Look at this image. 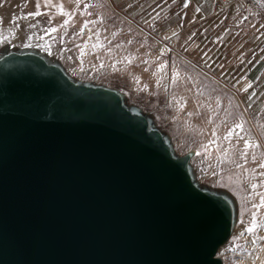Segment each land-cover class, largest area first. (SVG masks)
Here are the masks:
<instances>
[{
  "label": "water",
  "instance_id": "1",
  "mask_svg": "<svg viewBox=\"0 0 264 264\" xmlns=\"http://www.w3.org/2000/svg\"><path fill=\"white\" fill-rule=\"evenodd\" d=\"M20 2L13 26L0 2V264H221L254 199L241 169L197 179L210 144L168 95L109 62L76 74L70 34Z\"/></svg>",
  "mask_w": 264,
  "mask_h": 264
},
{
  "label": "crops",
  "instance_id": "2",
  "mask_svg": "<svg viewBox=\"0 0 264 264\" xmlns=\"http://www.w3.org/2000/svg\"><path fill=\"white\" fill-rule=\"evenodd\" d=\"M107 2L136 34L137 40H132L136 60L155 62L161 72L158 77L145 74L149 88L168 95L186 130L209 143L211 150L229 149L207 119L196 116L204 105L196 100L194 82L206 79L222 99L227 95L237 101L264 151V0L252 12L238 3L218 10L217 0ZM111 53L118 58L119 53ZM213 98L218 106L220 96ZM186 111H193V117Z\"/></svg>",
  "mask_w": 264,
  "mask_h": 264
},
{
  "label": "rangeland",
  "instance_id": "3",
  "mask_svg": "<svg viewBox=\"0 0 264 264\" xmlns=\"http://www.w3.org/2000/svg\"><path fill=\"white\" fill-rule=\"evenodd\" d=\"M2 1L7 3V21L13 26L14 15L11 5L14 0H0ZM20 5L23 9H28L27 13L24 12L26 17L39 19L45 27L49 24L51 27L49 29H56L55 32L70 34L69 38L75 44L76 59H79L74 64L76 74L78 65L84 66L86 63L87 67L95 68V65L109 62L115 68L118 67L124 75L136 80L138 87L143 88L148 87L149 79L145 74H154L153 77H158L161 73L158 72L155 62L136 60L137 56L132 50V40H137L136 34L125 20L120 19L110 9L107 0H22ZM59 5L63 6L66 15L60 14ZM37 12L39 15L34 14ZM18 32L26 39L35 37L37 39L42 36V31L32 29H19ZM111 52L119 53L118 58ZM80 80H85L84 76L76 77L74 82ZM206 81L197 79L194 82L197 87L196 100L204 105L200 108L202 110H199V114L196 110V116L206 118L211 130L219 137L220 142L228 144L229 149L224 152L211 150L208 152L220 154L196 159L198 173H195V176L204 180L207 186L221 185L225 179L224 172L228 171L229 167L236 171L241 169L242 172L236 174L249 184L254 196L246 228L235 231L234 236L229 239L231 243L223 245L216 257L220 259L221 264H264V206H261L264 201V167H261L264 164V151L260 148V142L250 122L243 118V112L241 114L237 108V101L227 95L222 99L221 93H218L220 91H213ZM215 96V99L220 96L218 106L214 104ZM192 112L186 111L189 117H193ZM237 124H242L243 127L236 128ZM232 129L233 134L226 139L229 130ZM240 139L248 141L253 146L246 148ZM253 185L256 187L253 188ZM253 221L257 227L250 233L247 228L253 226Z\"/></svg>",
  "mask_w": 264,
  "mask_h": 264
},
{
  "label": "built area",
  "instance_id": "4",
  "mask_svg": "<svg viewBox=\"0 0 264 264\" xmlns=\"http://www.w3.org/2000/svg\"><path fill=\"white\" fill-rule=\"evenodd\" d=\"M241 4L247 11H256L262 4V0H217L216 8L222 9L232 4Z\"/></svg>",
  "mask_w": 264,
  "mask_h": 264
},
{
  "label": "snow or ice",
  "instance_id": "5",
  "mask_svg": "<svg viewBox=\"0 0 264 264\" xmlns=\"http://www.w3.org/2000/svg\"><path fill=\"white\" fill-rule=\"evenodd\" d=\"M37 6H38V5H37ZM58 7H59V9H60V14H61V15H66V13H65L64 10H63V6H62V5H59ZM34 14H35V15H39L38 12H37V13H34ZM67 23H68V21L66 20V21H65V24H67ZM55 30H56V29H53V31H55ZM4 39H7V37H4ZM242 127H243L242 124H237V125H236V128H242ZM233 131H234V129L229 130L228 135H227L225 138L227 139V138L231 137V135L233 134ZM252 146H253V145L249 144L248 141H245V147H246V148H248V147H252ZM261 167H264V164H262ZM252 187L255 188L256 185H253ZM261 206H264V201H262V205H261ZM255 227H257V225L255 224V221H253V226L247 228V231L250 232V233H251V232H254Z\"/></svg>",
  "mask_w": 264,
  "mask_h": 264
}]
</instances>
